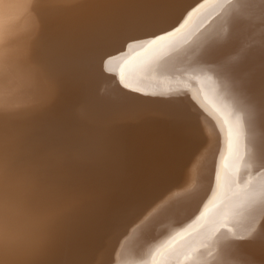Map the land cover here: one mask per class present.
<instances>
[{"label": "bare ground", "instance_id": "bare-ground-1", "mask_svg": "<svg viewBox=\"0 0 264 264\" xmlns=\"http://www.w3.org/2000/svg\"><path fill=\"white\" fill-rule=\"evenodd\" d=\"M0 264H264V0H0Z\"/></svg>", "mask_w": 264, "mask_h": 264}, {"label": "snow or ice", "instance_id": "snow-or-ice-1", "mask_svg": "<svg viewBox=\"0 0 264 264\" xmlns=\"http://www.w3.org/2000/svg\"><path fill=\"white\" fill-rule=\"evenodd\" d=\"M176 119H177V120H179V119H180V116H179V114H177V117H176Z\"/></svg>", "mask_w": 264, "mask_h": 264}]
</instances>
